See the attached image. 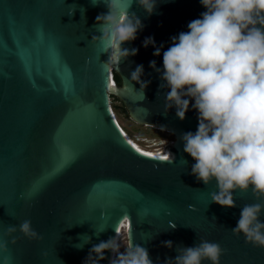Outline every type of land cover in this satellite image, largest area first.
<instances>
[{
    "label": "water",
    "instance_id": "water-1",
    "mask_svg": "<svg viewBox=\"0 0 264 264\" xmlns=\"http://www.w3.org/2000/svg\"><path fill=\"white\" fill-rule=\"evenodd\" d=\"M92 2L0 0V240L6 244L0 264H84L93 245L115 237V229L128 231L125 216L153 264L201 239L221 245L220 264H264V248L231 231L242 207L257 201L248 192L234 193V208L211 202L215 181L205 185L191 175L195 161L181 139L196 132L197 112L190 105L183 121L174 107L166 112L168 89L150 67L155 60L163 69L171 37L188 31L206 9L200 0H157L149 16L136 0H115L118 13H135L144 27L123 45L137 54L106 68L110 51L91 38L101 35L96 17L109 12L110 0ZM149 37L155 44L145 46ZM156 47L160 56L153 55ZM138 65L141 79L150 81L144 97L130 80ZM111 96L135 123L163 129L173 140L147 142L126 131ZM167 152L171 163L158 159ZM26 219L42 239L6 234ZM169 240L171 249L162 245ZM112 256L105 252L99 264Z\"/></svg>",
    "mask_w": 264,
    "mask_h": 264
},
{
    "label": "clouds",
    "instance_id": "clouds-1",
    "mask_svg": "<svg viewBox=\"0 0 264 264\" xmlns=\"http://www.w3.org/2000/svg\"><path fill=\"white\" fill-rule=\"evenodd\" d=\"M136 2L149 16L157 4V0ZM200 4L206 9L200 18L188 23V31L171 37V45L163 52V69L156 68L155 60L150 67L160 73V87L168 89L166 112L174 107L181 121L190 105L197 112L196 132L181 136L183 151L195 161L191 175L205 185L215 181L218 190L210 193V199L221 207L234 208V193L251 192L257 202L242 207L231 231L243 235L246 243L264 248V222L259 219L264 212V0H200ZM94 27L101 35H93L91 43L101 45L105 53L110 51L104 67L118 68L137 54L138 49L123 45L134 41L144 25L135 13H118L115 0H110L108 13L96 17ZM148 44H155L153 38L145 39L144 45ZM161 47H156L154 56H160ZM143 72V65H138L130 80L140 84L144 97L150 81L141 79ZM158 159L171 163L174 157L167 152ZM123 223L129 225L128 231L115 229V237L93 245L84 264H99L107 251L113 254L110 264H153L148 249L134 243L127 216ZM17 230L29 239H42L30 220L22 221L18 229L10 225L6 234ZM89 242L90 237L75 247ZM162 245L171 249L173 242ZM5 248L0 240V249ZM176 251V257L165 264H220L224 254L218 242L206 239L194 246H178Z\"/></svg>",
    "mask_w": 264,
    "mask_h": 264
},
{
    "label": "rangeland",
    "instance_id": "rangeland-1",
    "mask_svg": "<svg viewBox=\"0 0 264 264\" xmlns=\"http://www.w3.org/2000/svg\"><path fill=\"white\" fill-rule=\"evenodd\" d=\"M119 124L128 132L133 134L139 139H142L147 142H165L167 143L171 140H173V136L165 131L157 130V129H151L149 126H144L135 123L130 118L123 115V117H118ZM125 230V229H124ZM121 233H126L121 232ZM124 249L121 248V251Z\"/></svg>",
    "mask_w": 264,
    "mask_h": 264
},
{
    "label": "trees",
    "instance_id": "trees-1",
    "mask_svg": "<svg viewBox=\"0 0 264 264\" xmlns=\"http://www.w3.org/2000/svg\"><path fill=\"white\" fill-rule=\"evenodd\" d=\"M114 78H115V80H116V82H117L118 84H121V79H120V77H119L117 74H114ZM111 104H112L113 109H114V111H115V113H116V115H117L118 117H123V115H125L126 117L129 118L128 113H127V111H126V109H125V107H124L122 101H120L118 98H116V97H114V96H111ZM150 128H151V129H154V128H152V127H150ZM131 139H132V138H131ZM133 139L135 140V138H133ZM136 140H137V139H136ZM137 141H138V140H137ZM138 143H139V144H142L143 142L138 141Z\"/></svg>",
    "mask_w": 264,
    "mask_h": 264
},
{
    "label": "snow or ice",
    "instance_id": "snow-or-ice-1",
    "mask_svg": "<svg viewBox=\"0 0 264 264\" xmlns=\"http://www.w3.org/2000/svg\"><path fill=\"white\" fill-rule=\"evenodd\" d=\"M107 79H108V78H107ZM107 87H111V85L107 83ZM146 155H150V154H147V153H146Z\"/></svg>",
    "mask_w": 264,
    "mask_h": 264
}]
</instances>
